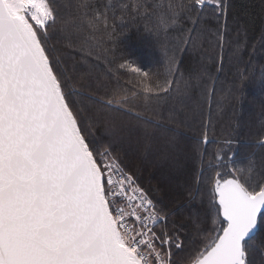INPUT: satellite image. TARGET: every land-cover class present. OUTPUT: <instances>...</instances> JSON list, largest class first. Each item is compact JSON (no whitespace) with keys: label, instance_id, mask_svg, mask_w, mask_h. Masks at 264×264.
Returning a JSON list of instances; mask_svg holds the SVG:
<instances>
[{"label":"snow or ice","instance_id":"1","mask_svg":"<svg viewBox=\"0 0 264 264\" xmlns=\"http://www.w3.org/2000/svg\"><path fill=\"white\" fill-rule=\"evenodd\" d=\"M246 33L231 0H0V264H264V67L217 89Z\"/></svg>","mask_w":264,"mask_h":264},{"label":"trees","instance_id":"2","mask_svg":"<svg viewBox=\"0 0 264 264\" xmlns=\"http://www.w3.org/2000/svg\"><path fill=\"white\" fill-rule=\"evenodd\" d=\"M233 8L239 12L244 21L247 22V33L242 34L239 37V44L235 43V35L232 36V50L236 53L232 58V62H226L224 70L219 74V83L217 84L218 98L220 96L226 97L230 88V81L234 78L237 69H243L246 65L245 62L250 61L252 68L249 70L252 73L253 69L257 71L254 73L256 79H259L258 69L264 67V47L261 46L260 36L261 29L264 28V20L261 19V13L259 8V0H231ZM248 13H253L248 15ZM231 23V21H230ZM128 45V51L133 53L136 58L143 61L146 64H151L153 60L139 58V52H142L146 57V53L153 52V48L148 41H137L135 39L126 42ZM147 58V57H146ZM248 97L258 95V90L254 87L247 89ZM233 107L238 109V106H233L228 102H223L221 107L212 105V118L214 122L219 118L223 123L229 122V117L233 115ZM207 111V109H206ZM257 127L264 123L259 118V110H256ZM234 123V121H233ZM197 130H193L192 135L196 134ZM219 139V137H217ZM255 139V137H253ZM215 145L209 146L211 151L215 148ZM147 182V181H146Z\"/></svg>","mask_w":264,"mask_h":264},{"label":"rangeland","instance_id":"3","mask_svg":"<svg viewBox=\"0 0 264 264\" xmlns=\"http://www.w3.org/2000/svg\"><path fill=\"white\" fill-rule=\"evenodd\" d=\"M139 58H142V59H149L150 61L153 60V57H152V53L150 52H147L146 53V57L144 56V54L142 52H139Z\"/></svg>","mask_w":264,"mask_h":264}]
</instances>
